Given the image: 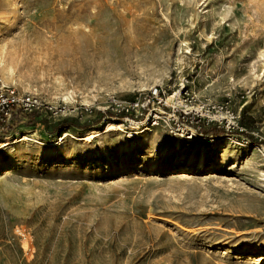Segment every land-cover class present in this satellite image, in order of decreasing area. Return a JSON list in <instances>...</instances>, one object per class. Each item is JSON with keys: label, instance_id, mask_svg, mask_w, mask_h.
I'll use <instances>...</instances> for the list:
<instances>
[{"label": "rangeland", "instance_id": "obj_1", "mask_svg": "<svg viewBox=\"0 0 264 264\" xmlns=\"http://www.w3.org/2000/svg\"><path fill=\"white\" fill-rule=\"evenodd\" d=\"M0 84V264H264V0H0Z\"/></svg>", "mask_w": 264, "mask_h": 264}, {"label": "built area", "instance_id": "obj_2", "mask_svg": "<svg viewBox=\"0 0 264 264\" xmlns=\"http://www.w3.org/2000/svg\"><path fill=\"white\" fill-rule=\"evenodd\" d=\"M160 93L158 89H153L144 99L145 103L140 105L137 101L129 103V107L124 111L146 108L150 102L159 103ZM43 105L39 99L29 93H20L13 87L0 84V130H2L11 120L14 115L17 114H30L39 109H42ZM46 108V107H45Z\"/></svg>", "mask_w": 264, "mask_h": 264}, {"label": "bare ground", "instance_id": "obj_3", "mask_svg": "<svg viewBox=\"0 0 264 264\" xmlns=\"http://www.w3.org/2000/svg\"><path fill=\"white\" fill-rule=\"evenodd\" d=\"M109 126H110V128H113V125H112V124H109ZM107 128H108V127H107ZM110 128H109V129H110ZM145 131L148 132V133L151 132L149 128H146ZM64 136H65V135H63L58 141H54V142L50 143L48 146H49V147H54V146L61 145ZM24 140H25V139H23V138H17V139H15L14 141H11V140L8 138V139H6V140L4 141V145L7 147L8 153H9V155L11 156V158L14 157V154H15V151H16V149H15L16 144L19 143V142H21V141H24ZM0 166H2V165L0 164ZM203 168H204V164H203L202 162H199V163H197V164H195V165L189 167V169H188V167H187V168H186V167H181V170H186V169H188V170L185 171V172H189V173H190V171H191V172H195V171L201 170V169H203ZM258 177H259V176H258ZM259 183L264 184V174H261V175H260V177H259Z\"/></svg>", "mask_w": 264, "mask_h": 264}, {"label": "trees", "instance_id": "obj_4", "mask_svg": "<svg viewBox=\"0 0 264 264\" xmlns=\"http://www.w3.org/2000/svg\"><path fill=\"white\" fill-rule=\"evenodd\" d=\"M30 116V118H32L33 117V114L32 115H29ZM215 134H218V133H215Z\"/></svg>", "mask_w": 264, "mask_h": 264}]
</instances>
